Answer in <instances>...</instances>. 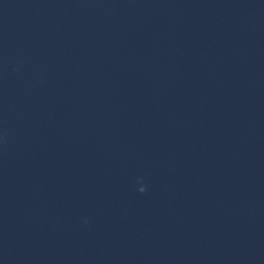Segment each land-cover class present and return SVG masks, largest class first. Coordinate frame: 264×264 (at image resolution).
I'll use <instances>...</instances> for the list:
<instances>
[{
    "label": "water",
    "instance_id": "95a60500",
    "mask_svg": "<svg viewBox=\"0 0 264 264\" xmlns=\"http://www.w3.org/2000/svg\"><path fill=\"white\" fill-rule=\"evenodd\" d=\"M0 264H264V0H0Z\"/></svg>",
    "mask_w": 264,
    "mask_h": 264
},
{
    "label": "clouds",
    "instance_id": "9594fccd",
    "mask_svg": "<svg viewBox=\"0 0 264 264\" xmlns=\"http://www.w3.org/2000/svg\"><path fill=\"white\" fill-rule=\"evenodd\" d=\"M142 191H144V190H142Z\"/></svg>",
    "mask_w": 264,
    "mask_h": 264
}]
</instances>
